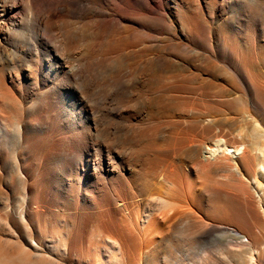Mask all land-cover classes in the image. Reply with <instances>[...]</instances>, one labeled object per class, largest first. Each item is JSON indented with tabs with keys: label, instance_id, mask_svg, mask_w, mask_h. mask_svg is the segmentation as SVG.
Here are the masks:
<instances>
[{
	"label": "rangeland",
	"instance_id": "1",
	"mask_svg": "<svg viewBox=\"0 0 264 264\" xmlns=\"http://www.w3.org/2000/svg\"><path fill=\"white\" fill-rule=\"evenodd\" d=\"M183 1L153 0L149 9L141 4H135L131 8L125 1H119L116 24L97 31L93 38V43L97 44L80 46L82 54L88 55V60L84 61L87 74L78 80L77 89L71 90L64 97L63 100L67 103L53 105L44 116L47 119L51 113L59 114L54 139L60 135L72 134L73 129L70 127L75 124V119H71L67 126L60 123L73 113L79 115L81 122L86 124L91 117H100L105 125V122L111 120V133L99 129V132L111 137L119 138L125 132L126 136L133 137L128 147L121 149L119 157L123 162L121 165L125 167L128 185H125L123 176L108 177L104 186L117 190L120 198L113 200L105 196L106 205L100 210L104 214L103 218L109 219L112 216L131 235L137 234L138 256L121 262L114 238L107 231H98L90 226L83 238L82 248L70 254V264H264V170H259L261 184L254 178L250 183L256 202L260 204L261 218H258V211L247 207L239 198L243 194L242 189L248 185L242 186L236 180L241 179L238 175L232 177L230 172L220 170L228 165L226 160L224 162L218 158L200 157L191 163L184 158L187 192L192 197L203 198L207 208L211 206L210 197L216 198V202L220 198L226 204L227 214L221 227L208 232L202 224L199 227L193 226L189 219L187 223L181 224L180 216L177 215L169 220L162 219V222H167H163L158 229L153 224L147 232L134 231L137 214L154 203L152 200H144L145 195L140 190L141 175L160 182L163 180L160 175L162 168L172 157L171 150L177 147V155L184 157L187 154L188 143L181 144L179 148L177 141L170 140L175 129L180 127V130H185L194 141L202 140L207 135L206 124L201 119L206 111H216L218 114L221 109H236L228 103L233 99L229 98L226 91L229 88V75L212 70L208 64L228 61L232 57L231 51L243 56L256 54L264 58L262 0H189L192 5L201 4L206 18L195 34L186 30L178 21L176 10ZM108 2L109 0H102L104 6ZM90 11L91 8L86 5V8L78 11L72 18L63 12V20L54 27L58 34L53 44H58L68 35L69 29H81L82 24L78 21L86 23L84 16ZM25 12H21L23 18ZM234 25L237 27L228 28ZM26 29L33 30L34 24L26 25ZM57 49L52 50L50 43L43 42L36 49L25 50L22 56V63L25 62L32 68L31 79L26 80L27 88L19 96L25 107L26 118L30 111L27 108L29 101H37L51 87L49 85L67 77L63 72L67 67L54 68L58 60L62 61L57 56L61 55V47L58 46ZM68 65H76V62L74 59L69 60ZM143 81L150 82L146 91ZM117 88L122 91H117L116 96L108 98ZM143 89L144 92L141 93ZM161 98L165 102L163 110L154 106ZM144 101L153 104L151 113L143 107ZM83 104L88 105L89 109L85 110ZM237 105L242 113L247 107L251 108V112L264 124L261 110L253 106L246 107L243 103ZM107 107L115 108L112 118L106 111ZM130 114L134 115L131 122ZM133 126L136 136L132 133ZM102 127L101 125L100 128ZM250 127L246 130L251 131L255 126ZM261 127L260 130L264 129ZM255 130L261 132L256 127ZM94 135L99 137L98 133ZM43 146V142L39 144L40 151ZM94 153L92 148L85 151L75 164L90 158ZM23 155L28 157L26 153ZM207 166V171L212 176L209 173L203 174L205 170L202 171V168L206 169ZM74 176L78 180V176ZM244 180L246 181L245 178ZM163 183L165 194L167 185L164 180ZM0 218V235L8 239L10 229L6 222L14 217L0 210ZM54 225L49 229L47 237L58 244V239L53 236L62 227L56 222ZM236 231L246 237L233 236ZM54 253L58 260L67 257L61 248H57Z\"/></svg>",
	"mask_w": 264,
	"mask_h": 264
},
{
	"label": "bare ground",
	"instance_id": "2",
	"mask_svg": "<svg viewBox=\"0 0 264 264\" xmlns=\"http://www.w3.org/2000/svg\"><path fill=\"white\" fill-rule=\"evenodd\" d=\"M119 1H125L131 8L135 4H141L146 9L153 2L109 0L104 6L102 0H0V210L14 217L6 222L10 229L9 238L0 235V264H70V254L82 248L83 238L90 226L98 231H107L114 238L121 262L138 256L137 234L131 235L112 216L109 219L103 218L104 214L100 210L106 205L105 196L113 200L120 198L117 190L104 186L108 177L123 176L125 185H128L125 167L121 165L123 162L119 157L121 149L127 148L133 137L126 136V132L119 138L111 137L99 132L102 129L111 133V120L105 122V125L100 117H91L86 124L81 122L79 115L73 113L60 123L67 126L71 119H75V124L70 127L73 129L72 134L60 135L54 139L59 114L51 113L47 119L44 118L53 105L67 103L63 100L64 97L71 90H76L78 80L87 74L84 61L88 60V55L82 54L80 46L97 44L93 43L97 31L116 24ZM86 5L91 8L90 13L84 16L87 22L78 21L82 24L81 29H69L68 35L58 44H53L58 34L54 27L63 20V12L72 18L78 11L86 8ZM261 6L264 8V0L261 1ZM178 8L176 14L179 23L195 34L206 21L201 4L192 5L189 0H184ZM23 10L26 11L25 18L21 16ZM78 18L84 20L82 17ZM30 23L34 24L31 31L26 29V25ZM235 27L237 26L228 28ZM196 37L199 38L197 33ZM43 42L50 43L52 50L61 47V55L57 56L63 62L58 60L54 68L67 67L65 71L62 70L67 77L49 85L51 87L41 92L37 101H29L27 108L30 111L26 118L25 107L19 96L27 88L26 80L31 79L32 68L27 63H22V56L25 50L36 49ZM230 53L232 57L228 61L210 63L208 67L220 71L222 75H229V88L226 91L229 98L233 99L228 103L236 109H221L220 113L217 110L218 114L216 111H206L201 116L206 124L207 134L202 140L194 141L185 130L176 126L175 134L170 136V140L179 142H176L179 148L181 144L188 143L187 154L184 157L177 155V147L171 150L172 157L160 173L167 185L165 194L163 180L154 182L141 175L140 190L145 195L144 200H152L154 203H149L144 211L137 214L134 231L147 232L153 224L158 229L164 222L162 219L169 220L177 215L180 216L181 224L187 223L189 219L193 226L199 227L202 224L208 232L224 224L227 209L222 199L219 198L216 202V198L210 197L211 206L207 208L203 198L192 197L187 192L184 158L191 163L200 157L218 158L224 162L226 160L228 165L226 162V168L220 170L230 172L232 177L238 175L241 179L236 180L242 186L248 185L247 190L246 187L242 189L240 201L255 212L258 211V218H261L260 204L256 202L250 183L254 178L261 184L259 170H264V129L260 128H264V124L247 106L261 110L264 115V58L256 54L243 56L232 51ZM72 59L76 65L69 66L68 61ZM143 82L146 91L150 82ZM117 91L121 92L122 89L117 88L108 98L116 96ZM239 103L246 105L244 113L237 109ZM154 106L163 110L165 102L161 98ZM143 107L149 113L153 110V104L149 102L144 101ZM83 108L89 109L86 104H83ZM106 111L110 118L115 115L114 107H107ZM133 118L134 115L130 114L129 121ZM250 126H255L261 132L255 130V127L252 128L254 131L251 130L254 133L247 131ZM95 133H98V138ZM132 133L136 136L134 126ZM42 142L44 146L40 151L39 144ZM91 148L95 153L75 164ZM24 153L28 155L27 158ZM204 167L203 174L207 175L210 171H207L208 166L206 169ZM216 170L218 171L217 168ZM74 175L78 176V180ZM55 222L62 227L53 236L58 239V244L47 237ZM233 236L246 237L240 231L234 232ZM57 248H61L67 257L56 259L54 251Z\"/></svg>",
	"mask_w": 264,
	"mask_h": 264
}]
</instances>
